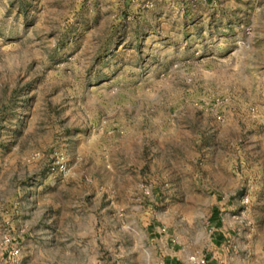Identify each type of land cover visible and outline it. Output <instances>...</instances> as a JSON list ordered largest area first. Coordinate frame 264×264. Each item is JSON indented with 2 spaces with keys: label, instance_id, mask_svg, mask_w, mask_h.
Returning a JSON list of instances; mask_svg holds the SVG:
<instances>
[{
  "label": "rangeland",
  "instance_id": "obj_1",
  "mask_svg": "<svg viewBox=\"0 0 264 264\" xmlns=\"http://www.w3.org/2000/svg\"><path fill=\"white\" fill-rule=\"evenodd\" d=\"M6 234L18 264H264V0H0V264Z\"/></svg>",
  "mask_w": 264,
  "mask_h": 264
},
{
  "label": "built area",
  "instance_id": "obj_2",
  "mask_svg": "<svg viewBox=\"0 0 264 264\" xmlns=\"http://www.w3.org/2000/svg\"><path fill=\"white\" fill-rule=\"evenodd\" d=\"M216 108H217L216 105H212L210 108L203 106L199 107L200 110H204L206 112L208 110L213 112L216 110ZM215 115L217 121L223 122V116L217 115V112H215ZM50 170L51 172L56 170L60 173H65V164L64 162H60L59 160H56L52 164ZM2 245H3V254H5L4 264H18L21 250L18 244L15 242V238L10 234L4 235L2 240Z\"/></svg>",
  "mask_w": 264,
  "mask_h": 264
},
{
  "label": "trees",
  "instance_id": "obj_3",
  "mask_svg": "<svg viewBox=\"0 0 264 264\" xmlns=\"http://www.w3.org/2000/svg\"><path fill=\"white\" fill-rule=\"evenodd\" d=\"M217 214H218L217 210H216V209H213V210H212V214H211V218H212V219H215L214 222H215V225H216V226H217V224H218V220H217V218H216Z\"/></svg>",
  "mask_w": 264,
  "mask_h": 264
}]
</instances>
